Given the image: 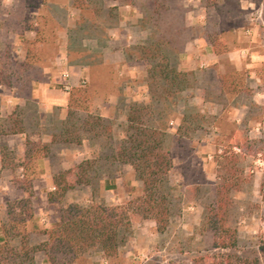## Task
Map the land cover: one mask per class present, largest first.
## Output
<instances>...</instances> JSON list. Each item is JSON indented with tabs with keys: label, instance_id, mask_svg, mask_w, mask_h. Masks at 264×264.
<instances>
[{
	"label": "rangeland",
	"instance_id": "1",
	"mask_svg": "<svg viewBox=\"0 0 264 264\" xmlns=\"http://www.w3.org/2000/svg\"><path fill=\"white\" fill-rule=\"evenodd\" d=\"M161 39L177 70L194 74L175 97L149 80L141 51ZM73 88L89 96L79 106L111 125L110 140L63 143ZM150 103L146 121L167 134L175 214L164 233L150 220L134 224L116 259L93 253L82 264H191L217 253L203 218L225 185L237 247L223 253L264 264V0H0V246L7 205L27 201L32 214L8 243L6 264H27L22 257L45 240L59 209L119 206L141 194L129 166L104 163L94 195L78 187L61 203L47 199L53 176L105 156L101 146L124 139L129 108Z\"/></svg>",
	"mask_w": 264,
	"mask_h": 264
},
{
	"label": "trees",
	"instance_id": "2",
	"mask_svg": "<svg viewBox=\"0 0 264 264\" xmlns=\"http://www.w3.org/2000/svg\"><path fill=\"white\" fill-rule=\"evenodd\" d=\"M158 44L141 50L144 59L151 62L148 78L161 85L167 97H175L193 87L194 74L179 72L175 59L171 57L173 55L163 50L168 42L161 39ZM174 53L179 51L175 50ZM81 100L86 102L89 96L84 90L73 88L69 94L67 118L60 124L59 137L64 138L63 143L81 145V135L98 139L106 134L110 140L111 125L100 116L92 115L89 105L79 106ZM153 110L152 103L132 105L126 117L124 139L117 140L113 145L108 142L106 146H101L104 151H108L105 156L84 160L53 176L54 192L49 193L47 199L49 203H61L66 193L78 187L90 188L94 195L99 190L104 163L108 167L129 166L141 184V194L119 206L92 200L87 206L68 205L59 209L58 221L52 228L40 233L45 240L28 250L22 260L32 264L29 254L35 253L42 254L48 264H82L93 253L101 255L103 261L112 260L131 240L134 224L150 220L155 223L158 233L167 230L175 214V197L168 182L172 158L165 148L167 134L164 127L146 121ZM159 113L163 115V112ZM78 114L86 116L81 119ZM229 191L227 185L217 188L216 206L205 210L203 218L205 231L213 234L211 249L217 253L196 256L191 264H262L257 258L247 259L223 253L237 247L236 231L228 225ZM7 216L10 222L2 228L0 264L7 262L4 251H12L8 243L18 237V226L24 227L32 217L28 202L20 200L8 204ZM22 242L23 239H20V244ZM260 250L264 251V247ZM22 251H27L25 244Z\"/></svg>",
	"mask_w": 264,
	"mask_h": 264
},
{
	"label": "crops",
	"instance_id": "3",
	"mask_svg": "<svg viewBox=\"0 0 264 264\" xmlns=\"http://www.w3.org/2000/svg\"><path fill=\"white\" fill-rule=\"evenodd\" d=\"M7 103H9L10 101L8 100V101H6Z\"/></svg>",
	"mask_w": 264,
	"mask_h": 264
}]
</instances>
